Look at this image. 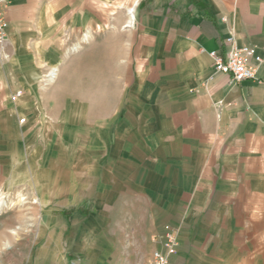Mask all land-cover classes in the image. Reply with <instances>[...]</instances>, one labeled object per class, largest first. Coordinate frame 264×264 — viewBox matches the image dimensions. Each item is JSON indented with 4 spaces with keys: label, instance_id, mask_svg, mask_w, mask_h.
I'll list each match as a JSON object with an SVG mask.
<instances>
[{
    "label": "crops",
    "instance_id": "obj_1",
    "mask_svg": "<svg viewBox=\"0 0 264 264\" xmlns=\"http://www.w3.org/2000/svg\"><path fill=\"white\" fill-rule=\"evenodd\" d=\"M6 19L4 136L18 100L34 114L38 73L55 78L64 35L88 42L117 22L123 39L117 120L111 127L105 116L90 144L117 192L107 184L99 207L60 212L72 237L66 250L54 240L60 250L39 264L145 262L166 224L178 237L170 264H264V0H10ZM230 36L257 47L254 79L233 83L214 70L210 53H224Z\"/></svg>",
    "mask_w": 264,
    "mask_h": 264
},
{
    "label": "rangeland",
    "instance_id": "obj_2",
    "mask_svg": "<svg viewBox=\"0 0 264 264\" xmlns=\"http://www.w3.org/2000/svg\"><path fill=\"white\" fill-rule=\"evenodd\" d=\"M119 24L96 27L88 42L64 35L60 59L52 65L55 78L45 81L49 69L38 73V96L30 103L34 114H27L19 100L14 103L13 133L0 135V264H39V256L52 254L54 240L66 250L72 235L61 231L67 220L60 212L85 201L99 207L107 184L117 192L116 182L106 183L110 176H101L100 150L90 144L105 116L111 127L117 120L123 71ZM73 44L78 50L67 53ZM22 117L26 121L20 123ZM92 192L94 198L85 197ZM119 202L114 198L110 204L116 208ZM110 223L115 227L116 219ZM151 253L145 262L112 264H146Z\"/></svg>",
    "mask_w": 264,
    "mask_h": 264
},
{
    "label": "built area",
    "instance_id": "obj_3",
    "mask_svg": "<svg viewBox=\"0 0 264 264\" xmlns=\"http://www.w3.org/2000/svg\"><path fill=\"white\" fill-rule=\"evenodd\" d=\"M10 0H0V44L3 46L7 39L8 21L6 8ZM214 70L218 73L229 75L233 83H240L248 79H254L258 65L263 58L254 45L236 42L233 36L228 37L226 51L219 53L213 50L210 53ZM26 121L20 118V123ZM161 247L153 250L146 264H170L172 257L178 250V237L174 227L166 224L159 236Z\"/></svg>",
    "mask_w": 264,
    "mask_h": 264
},
{
    "label": "bare ground",
    "instance_id": "obj_4",
    "mask_svg": "<svg viewBox=\"0 0 264 264\" xmlns=\"http://www.w3.org/2000/svg\"><path fill=\"white\" fill-rule=\"evenodd\" d=\"M133 11V9L131 8L130 10H129V12L131 13ZM129 24V23H128ZM51 76L53 75V72L50 74Z\"/></svg>",
    "mask_w": 264,
    "mask_h": 264
},
{
    "label": "trees",
    "instance_id": "obj_5",
    "mask_svg": "<svg viewBox=\"0 0 264 264\" xmlns=\"http://www.w3.org/2000/svg\"><path fill=\"white\" fill-rule=\"evenodd\" d=\"M68 212H66V214H67Z\"/></svg>",
    "mask_w": 264,
    "mask_h": 264
}]
</instances>
